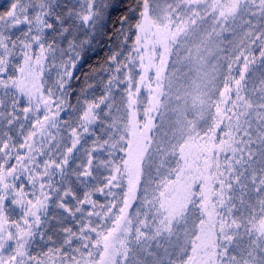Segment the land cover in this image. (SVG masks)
<instances>
[{
	"label": "snow or ice",
	"instance_id": "snow-or-ice-1",
	"mask_svg": "<svg viewBox=\"0 0 264 264\" xmlns=\"http://www.w3.org/2000/svg\"><path fill=\"white\" fill-rule=\"evenodd\" d=\"M0 264H264V0H0Z\"/></svg>",
	"mask_w": 264,
	"mask_h": 264
}]
</instances>
